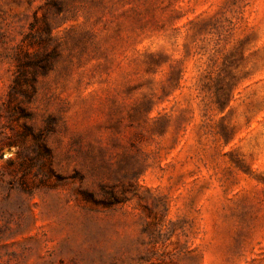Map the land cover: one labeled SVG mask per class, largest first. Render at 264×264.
Here are the masks:
<instances>
[{"label": "rangeland", "instance_id": "obj_1", "mask_svg": "<svg viewBox=\"0 0 264 264\" xmlns=\"http://www.w3.org/2000/svg\"><path fill=\"white\" fill-rule=\"evenodd\" d=\"M0 264H264V0H0Z\"/></svg>", "mask_w": 264, "mask_h": 264}]
</instances>
